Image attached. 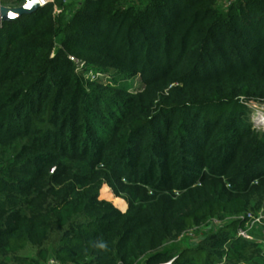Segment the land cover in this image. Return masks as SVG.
Listing matches in <instances>:
<instances>
[{
	"label": "trees",
	"instance_id": "trees-1",
	"mask_svg": "<svg viewBox=\"0 0 264 264\" xmlns=\"http://www.w3.org/2000/svg\"><path fill=\"white\" fill-rule=\"evenodd\" d=\"M253 101L264 0H55L0 22V264H261L238 235L264 199Z\"/></svg>",
	"mask_w": 264,
	"mask_h": 264
},
{
	"label": "rangeland",
	"instance_id": "rangeland-1",
	"mask_svg": "<svg viewBox=\"0 0 264 264\" xmlns=\"http://www.w3.org/2000/svg\"><path fill=\"white\" fill-rule=\"evenodd\" d=\"M50 1L54 2L55 0H50ZM65 3H67V1H65ZM61 11L62 9L60 7H57L56 13L60 14ZM88 76H92V74L89 73ZM132 84L136 88L140 87V84L136 79L132 81ZM251 103H252L251 107L253 109L251 113L252 118L257 117L258 114L264 115V101H253ZM103 187L107 188L108 190V192L104 193V195L109 197L110 200H112L111 201L112 203L114 202L116 205L122 206L125 209L124 212L127 211L128 208L126 207H127L128 201L123 197H117L114 189L110 187L108 184H104ZM127 191L128 190H124L123 194H130ZM254 194L257 195L256 197L257 201L260 200L259 199L260 197L262 198L264 196V181L262 184H259V186L256 187V189L254 190ZM145 195L146 196L151 195V192H145ZM100 196H101V191H100ZM253 203H254V208H252L248 212V218H249V214H251L253 218H249V221L246 224L247 233L252 237L250 238L252 241L257 242L259 244V247L263 250V253H264V199L262 200V204L259 207L257 206L258 202L254 201ZM221 225L222 224L218 220L213 219L208 224L202 226L201 228L188 231L184 235V239H185L184 247L199 245L211 233H216L218 229L221 227ZM181 237L182 236H180L179 239ZM24 254L34 256L36 254V250L31 248V249H28ZM258 261L261 264L264 263V256L260 257Z\"/></svg>",
	"mask_w": 264,
	"mask_h": 264
},
{
	"label": "water",
	"instance_id": "water-1",
	"mask_svg": "<svg viewBox=\"0 0 264 264\" xmlns=\"http://www.w3.org/2000/svg\"><path fill=\"white\" fill-rule=\"evenodd\" d=\"M51 2L50 0H25L18 6H7L0 2V22L14 21L24 15H31L37 12L41 7ZM171 260L164 264H172Z\"/></svg>",
	"mask_w": 264,
	"mask_h": 264
},
{
	"label": "built area",
	"instance_id": "built-area-1",
	"mask_svg": "<svg viewBox=\"0 0 264 264\" xmlns=\"http://www.w3.org/2000/svg\"><path fill=\"white\" fill-rule=\"evenodd\" d=\"M232 1L234 0H220V3L224 6H228L229 4H231ZM253 123L255 127L264 129V115L258 114L257 117H253ZM249 218H253L251 214H249ZM238 235L244 238H247V239L252 238L247 233V231L242 230V229H239ZM45 264H73V263H64L61 260H59L56 256L50 255V257L47 259Z\"/></svg>",
	"mask_w": 264,
	"mask_h": 264
},
{
	"label": "clouds",
	"instance_id": "clouds-1",
	"mask_svg": "<svg viewBox=\"0 0 264 264\" xmlns=\"http://www.w3.org/2000/svg\"><path fill=\"white\" fill-rule=\"evenodd\" d=\"M99 247H101V248H104V247H105V245H104V244H100V245H99Z\"/></svg>",
	"mask_w": 264,
	"mask_h": 264
},
{
	"label": "crops",
	"instance_id": "crops-1",
	"mask_svg": "<svg viewBox=\"0 0 264 264\" xmlns=\"http://www.w3.org/2000/svg\"><path fill=\"white\" fill-rule=\"evenodd\" d=\"M102 199V198H101ZM122 199V198H121ZM105 200H108V199H105ZM125 200V199H124ZM126 201V200H125ZM126 208H128V204H127V207ZM121 211H123L124 212V210H122V209H120Z\"/></svg>",
	"mask_w": 264,
	"mask_h": 264
}]
</instances>
